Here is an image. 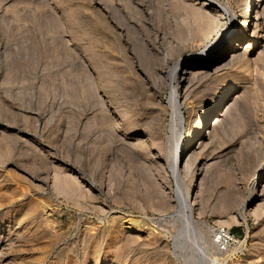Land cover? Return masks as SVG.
I'll return each instance as SVG.
<instances>
[{"label": "rangeland", "instance_id": "374dc122", "mask_svg": "<svg viewBox=\"0 0 264 264\" xmlns=\"http://www.w3.org/2000/svg\"><path fill=\"white\" fill-rule=\"evenodd\" d=\"M184 1L0 0V264H264V175L244 206L264 164V0H217L229 13L210 19ZM243 26L235 57L190 79L175 137L166 73Z\"/></svg>", "mask_w": 264, "mask_h": 264}, {"label": "bare ground", "instance_id": "6f19581e", "mask_svg": "<svg viewBox=\"0 0 264 264\" xmlns=\"http://www.w3.org/2000/svg\"><path fill=\"white\" fill-rule=\"evenodd\" d=\"M176 1H178V0H176ZM191 1H193V3L191 2V4H193L194 8L197 11H200V13H198V14H200V16L198 15L199 18L202 17L201 13H203L204 15L205 14L208 15V17H209L210 13H215L216 15L217 14H219V15L223 14L224 15V14H228L229 13V11L226 9V7L224 5H222L223 3L220 4V3H218L219 1H217V0H191ZM179 2H180V0H179ZM176 3H178V2H176ZM181 4L183 5L184 3H181ZM188 6H189V4H188ZM190 6H192V5H190ZM190 8L192 10V7H190ZM248 11H249V7L245 9V15H243V17L245 16L244 20H243V24H244V22H245V24L247 22ZM193 13H194V11H193ZM195 13H197V12H195ZM203 17L205 18V16H203ZM218 17H216V18H218ZM221 17H219V18H221ZM199 18H197V19H199ZM211 18H213V16ZM216 18L214 17V19H216ZM209 19H210V17H209ZM211 22L212 21H210V24H211ZM208 23L206 22V24H208ZM212 23H214V22H212ZM214 25H216V24H214ZM197 28H199V27H197ZM245 28L246 27L243 26V28H241V30L239 29L240 31H238V32H229V33H227L222 39L215 41L211 45L205 46V48L202 51V53L200 52L201 54H199L197 56H190L189 58L179 59L173 65V67L170 69V71H168L166 73V79H167L166 84H167L168 90H169V97H168V100H166V101H167V104H168V108L171 111V116H170L171 120L170 121L172 123L171 125H173V128L175 127V133L172 132V134L174 133L176 135L175 137L180 136V133L183 130V114H182L183 100L182 99L184 98L183 97V92L185 91V89H188L187 85L189 84L190 79L192 77L194 78L196 73L202 75V77H203V74H206V73L209 74L210 73V72L208 73V70H210V68H213V70L215 71V70L218 69L219 64L223 60H225L227 58L228 59L230 58V60H231V58L235 57V53H236L234 51L235 45L238 42H241L243 40L245 34L247 35V33H249V31L248 32L245 31ZM208 30L211 31L210 29H208ZM226 40H228L227 43L225 42ZM249 45H250V42H247V44L245 46V49L251 48ZM216 49H219V51H220V54L217 57V59L213 58V59L207 60V57L209 55H211L214 52V50H216ZM243 55H245V54H243ZM164 60H165V58H163V61ZM178 69L182 70L181 75H180L179 78L176 76V71ZM196 71H198V72H196ZM210 74H212V72ZM206 76H208V75H206ZM226 78H228V77H226ZM179 87H181V89H182L181 94L178 92V88ZM231 91H232V88H226V89L221 90L220 92L217 93L215 101L210 107H208V105H209L211 100L206 104V108L208 107V110L206 111L205 116L202 117V119H201L202 123L198 122L199 123L198 126L196 125L197 127L189 135H187V138H186L187 141L185 140L183 142H186L187 144H189L190 140L192 139L193 140L192 146H194L195 143H196V140H198L200 138L199 137V135H200L199 132L202 130V124L206 123L208 121V119H211L212 117H213L212 121L215 120L213 122H215L217 124V121H218L217 119L221 115V113L223 111V108H224V105L222 106V101L224 100V98H225V96L227 94L231 93ZM194 123H195V121H194ZM210 124H212V123H210ZM213 125L215 126V124H212V126ZM208 127H210V125ZM172 130H174V129H172ZM206 131L207 130H205L204 132H206ZM204 132L202 133V135H204ZM171 138L172 139L170 141V144H169L168 148L171 151H173L172 148H174V147L172 146V144H173L172 141L174 142V139H173L174 136L171 137ZM179 146H180V144H179ZM176 157H177V155L174 157V162L173 163H171L169 161V163L167 165H168L169 172L171 173L172 177L174 178V182H175V193H174L175 196H174V199H175V202H176L177 207H178L177 216L181 220L182 225L184 226L185 229H189V228L191 229V227L195 226V223L193 222L192 217H191V213H190V210H191V208H190V198L188 197V195L186 193L184 181H183V178H182V175H181L186 170V168H187L186 166H188L190 164L189 163L187 164L186 163L187 161L185 162L187 165H185V163L182 164V160H180V164H179L180 167L178 169L177 168V164H176L177 163V158ZM183 160L185 161V159H183ZM186 160L189 161V159H186ZM263 175H264V164L259 166V169L257 170V175L254 177L253 181L251 182V187H249L250 190H248L249 194H248V197L246 198L244 206L249 204V202L257 196L256 189H254L253 187H254V185H256V183L257 184L259 183L260 179L263 178ZM211 232H212V234H214V231H211ZM195 252H196V250H195ZM204 257H206V256H204ZM208 259H210V257H208ZM212 261L210 260V262H212Z\"/></svg>", "mask_w": 264, "mask_h": 264}, {"label": "built area", "instance_id": "2783aa9c", "mask_svg": "<svg viewBox=\"0 0 264 264\" xmlns=\"http://www.w3.org/2000/svg\"><path fill=\"white\" fill-rule=\"evenodd\" d=\"M236 240L229 230H225L224 228L214 230L213 245H215L218 251H223L229 245L234 244Z\"/></svg>", "mask_w": 264, "mask_h": 264}, {"label": "snow or ice", "instance_id": "6c2138e0", "mask_svg": "<svg viewBox=\"0 0 264 264\" xmlns=\"http://www.w3.org/2000/svg\"><path fill=\"white\" fill-rule=\"evenodd\" d=\"M226 43L228 42V40L225 41Z\"/></svg>", "mask_w": 264, "mask_h": 264}]
</instances>
